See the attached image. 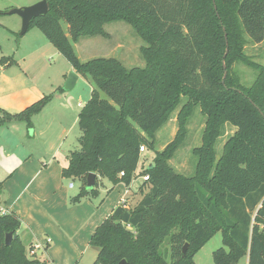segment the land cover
I'll use <instances>...</instances> for the list:
<instances>
[{
	"label": "trees",
	"instance_id": "16d2710c",
	"mask_svg": "<svg viewBox=\"0 0 264 264\" xmlns=\"http://www.w3.org/2000/svg\"><path fill=\"white\" fill-rule=\"evenodd\" d=\"M47 1L49 11L35 17L28 32L38 28L95 85L79 112L81 147L62 170L63 177L81 181L73 203L98 197L100 178L129 187L140 147L154 150L157 130L181 106L174 139L143 172L149 179L139 189L141 198L133 206L118 205L91 236L89 244L98 251L94 263L197 264L196 254L221 232L224 245L213 252L215 264H238L246 255L249 264H264V64L245 53L247 37L264 40V0ZM113 21L129 23L145 41L144 67L127 68L113 57L79 58L74 43L108 37L105 25ZM236 61L257 70L251 85L235 75ZM54 97L45 95L14 114L0 108V123L32 127L33 117ZM197 105L206 117L202 145L193 150L195 174L185 176L168 161L184 143ZM226 123L236 132L217 159L215 144ZM90 173L97 174L92 189ZM2 192L0 181V197ZM21 225L14 212L0 213V264L40 263L28 258ZM167 239L171 262L161 250Z\"/></svg>",
	"mask_w": 264,
	"mask_h": 264
},
{
	"label": "crops",
	"instance_id": "0c3cea01",
	"mask_svg": "<svg viewBox=\"0 0 264 264\" xmlns=\"http://www.w3.org/2000/svg\"><path fill=\"white\" fill-rule=\"evenodd\" d=\"M37 1L40 0H27L21 5ZM18 44L13 60L2 63L0 56V108L12 114L62 87L69 73L75 71L71 65L53 76L42 74L46 56L61 59V53L42 32H33L28 38L23 36ZM21 47L24 48L20 50ZM117 48L112 51L116 54L114 58L118 56L123 62ZM77 74L78 82L84 76ZM54 98L62 99L63 94L56 93ZM52 102L33 117L32 127L24 122L0 123V181H3L0 210L14 212L21 219L19 235L23 241L28 239L31 246L42 244L32 255L40 263L82 264L89 260L93 264L98 251L89 242L96 228L118 205L129 206L131 196L138 200L141 197L131 186L119 183L114 186L118 193L113 190L101 203L91 196L76 204L71 201L80 190L75 193L76 179L63 177L62 170L68 166L72 151L65 160L60 155L73 106H49ZM39 251L42 257L38 256ZM242 260L249 264L248 255L238 263Z\"/></svg>",
	"mask_w": 264,
	"mask_h": 264
},
{
	"label": "rangeland",
	"instance_id": "374dc122",
	"mask_svg": "<svg viewBox=\"0 0 264 264\" xmlns=\"http://www.w3.org/2000/svg\"><path fill=\"white\" fill-rule=\"evenodd\" d=\"M25 1L27 0H0V10L4 12V14L0 16V44L2 46V50L0 51V56H2L1 60L3 56L11 58L14 56V51L17 50V47H19L18 43L23 38V36L28 38L33 32L41 33L38 28L34 27L29 31L30 33L27 32L25 35L20 36V31L22 29V18L17 14H9V11L14 8L27 7L28 5H21V3ZM63 26L66 30V33L70 36L67 24L63 23ZM10 29H13L15 32H12ZM105 30L110 33V36L104 37L102 35H98L96 37H82L78 42L75 43L74 47L76 49L77 55L82 61H87L97 57L114 58L116 57V54H113L114 52L112 53V51L121 45L122 48H117V55H122L121 60H123V63L127 68L145 66L146 62L140 49L142 46L146 45V43L129 23L125 21H113L105 25ZM22 48L24 47H21L20 50H22ZM245 53L252 61L259 64H264V40L260 43H255L247 37ZM60 58L61 59L58 60L57 57L46 56L44 63H42L43 66L41 69L42 74L45 77H48L49 75L53 76L55 72L71 66V63L62 54ZM233 70L235 75L240 79L241 83L247 86L253 83L257 75L256 69L251 68L240 61L233 63ZM94 88L95 85L91 77H82L70 90H65L62 92V90H60L61 88H57L54 92L48 94H63L62 99L53 98V102L49 106H73L72 113L68 114L70 119L67 126L68 133L64 136V141L61 146L62 154L60 157L63 160L66 159L70 151L78 150L81 147L79 138L82 134V131L79 127L78 117L80 109L82 108L78 106L86 104V102L90 99L92 90ZM187 100L188 99L186 97H183L182 104H184ZM180 107L181 106H179V108L172 113L171 118L157 130L155 149L151 150L146 147V151L141 154L139 167L135 173L132 183L130 184L132 190L139 194L140 197L141 194L139 193V189L144 183V170L152 165L156 151L164 150V148L174 139L177 133L178 122L176 117ZM75 113H77V117ZM205 121L206 117L201 112L200 106L197 105L194 108V112L187 123V137L184 143L176 150L175 154L168 161L170 166H172L176 172L185 176H193L195 174L198 158L193 153V150L194 148L202 145ZM235 132V126L229 123L224 125L223 131L215 144L217 159L221 157L224 152V146L226 142L232 135H234ZM73 182L76 186L74 191H76L75 193H78L81 183L78 179ZM98 189L101 190V193L98 197H95V199L98 203H101L108 198L110 193L113 192L114 184H112L106 178H100ZM116 190L117 189L114 190L115 194L118 193ZM137 200L138 198L131 196L128 203L129 206H133ZM23 243L25 244L28 258L32 260H38L37 257L32 256L30 253L31 244L29 240L25 239ZM223 245L222 233L218 232L196 254L195 260L197 264H215L213 252ZM161 250L163 253H166L165 255L167 261L171 262L169 239L164 242ZM90 254L94 255L93 251H90ZM38 256L42 257L41 251L38 252ZM243 260L240 264H244L245 261ZM90 263L91 262L89 260H85L82 264Z\"/></svg>",
	"mask_w": 264,
	"mask_h": 264
},
{
	"label": "water",
	"instance_id": "95a60500",
	"mask_svg": "<svg viewBox=\"0 0 264 264\" xmlns=\"http://www.w3.org/2000/svg\"><path fill=\"white\" fill-rule=\"evenodd\" d=\"M49 11L48 1L47 0H41L35 4L29 5L27 7L23 8H14L9 11V14H17L22 18V29L20 31V36L25 35L29 28L32 20L42 14H46ZM224 67L225 64H224ZM226 77V73L224 75V78ZM78 80V74L75 71H71L68 75L67 80L64 83V90H70L73 88ZM97 174L90 173L87 178V188L92 189L94 188L95 182H96ZM13 240V233L10 232L6 236V244L11 245ZM188 249V243L185 244L183 248L184 255L187 253ZM126 261L123 260L120 262V264H125Z\"/></svg>",
	"mask_w": 264,
	"mask_h": 264
},
{
	"label": "built area",
	"instance_id": "2783aa9c",
	"mask_svg": "<svg viewBox=\"0 0 264 264\" xmlns=\"http://www.w3.org/2000/svg\"><path fill=\"white\" fill-rule=\"evenodd\" d=\"M144 151H146V147L143 145V146L140 147V152H144ZM120 175L123 176L124 175V172H122ZM144 179L145 180H148L149 179V175L144 176ZM70 186L72 187L73 186V183H71ZM0 213L1 214H7L9 212L6 211V210H0ZM49 242H51V239L50 238L47 239V243H49ZM32 247L33 248H31L30 253H31V255H35L36 252H35L34 249L42 248V244H37V245L32 246Z\"/></svg>",
	"mask_w": 264,
	"mask_h": 264
}]
</instances>
